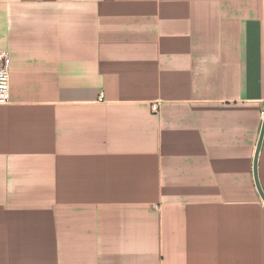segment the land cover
<instances>
[{"label": "crops", "instance_id": "crops-1", "mask_svg": "<svg viewBox=\"0 0 264 264\" xmlns=\"http://www.w3.org/2000/svg\"><path fill=\"white\" fill-rule=\"evenodd\" d=\"M0 51V264H264V0H0Z\"/></svg>", "mask_w": 264, "mask_h": 264}, {"label": "built area", "instance_id": "built-area-1", "mask_svg": "<svg viewBox=\"0 0 264 264\" xmlns=\"http://www.w3.org/2000/svg\"><path fill=\"white\" fill-rule=\"evenodd\" d=\"M10 66L11 58L9 53L0 51V104L10 102ZM153 109L157 111L158 103L153 104Z\"/></svg>", "mask_w": 264, "mask_h": 264}, {"label": "water", "instance_id": "water-1", "mask_svg": "<svg viewBox=\"0 0 264 264\" xmlns=\"http://www.w3.org/2000/svg\"><path fill=\"white\" fill-rule=\"evenodd\" d=\"M263 137H264V121H263L262 129H261V133H260V138H259L256 154H255L254 169H253L256 186L260 192L262 200L264 201V191H263V188L261 186L259 176H258V158H259V152H260L261 144L263 141Z\"/></svg>", "mask_w": 264, "mask_h": 264}]
</instances>
